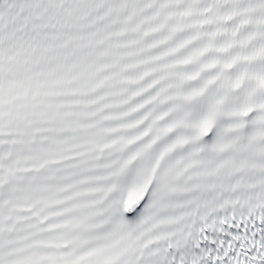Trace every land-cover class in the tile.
Wrapping results in <instances>:
<instances>
[{"label":"snow or ice","instance_id":"obj_1","mask_svg":"<svg viewBox=\"0 0 264 264\" xmlns=\"http://www.w3.org/2000/svg\"><path fill=\"white\" fill-rule=\"evenodd\" d=\"M0 264H264V0H0Z\"/></svg>","mask_w":264,"mask_h":264}]
</instances>
